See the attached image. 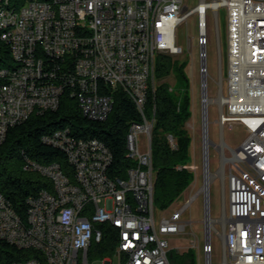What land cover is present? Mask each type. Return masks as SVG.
<instances>
[{
    "label": "built area",
    "instance_id": "1",
    "mask_svg": "<svg viewBox=\"0 0 264 264\" xmlns=\"http://www.w3.org/2000/svg\"><path fill=\"white\" fill-rule=\"evenodd\" d=\"M184 7L183 0H25L17 7L10 0L0 1V39L12 55L10 64L0 66V143L11 126L35 110L58 108L65 88L78 98L83 113L95 120H105L113 108V98L103 86L122 88L142 118L132 122L127 133V155L135 164L125 177L110 174L113 153L98 138H82L68 128L43 137L65 151L72 171L58 162L29 161L25 169L47 177L52 190L29 196L25 217L0 191V239L23 251L22 259L3 264H93L88 251L92 241L103 239V224L115 226L118 233L112 255L100 258L102 264H115V258L117 264H173L171 240L192 225L182 215L201 192L206 202L205 232L203 240L197 243L196 239L192 245L198 264H264V0H200L192 8ZM222 8L225 81H216L218 94L211 97L208 13L212 12L217 26L222 74ZM194 15L205 181L185 205L160 216L154 203L155 118L146 116V104L155 89L157 55L183 53L176 41L177 28ZM213 102L219 109V142L209 131ZM239 125L246 137L233 147L224 130ZM168 139L175 148V138L169 134ZM212 146L220 152L215 172ZM195 162L188 164L194 174ZM217 176L224 186L225 203L222 216L214 218L210 186ZM220 219L223 225L218 229L215 222ZM214 233L222 242L219 262L214 260ZM27 250L34 255L27 257Z\"/></svg>",
    "mask_w": 264,
    "mask_h": 264
},
{
    "label": "trees",
    "instance_id": "2",
    "mask_svg": "<svg viewBox=\"0 0 264 264\" xmlns=\"http://www.w3.org/2000/svg\"><path fill=\"white\" fill-rule=\"evenodd\" d=\"M10 2L17 7L25 0ZM11 62L10 47L0 39V66ZM186 64V61L177 64L167 53L158 54L155 89H151L146 104V116L149 119L155 118L152 129V155L156 173L154 203L159 211L172 206L194 179V173L188 167L192 136L186 125L192 116V100ZM173 71L182 82L180 86L172 87L168 81ZM103 91L113 98L112 111L105 120L86 116L78 98L65 88L58 108L35 110L29 118L9 128L5 140L0 143V191L22 217L26 216L29 196L37 194L41 189L52 190V183L47 177L38 171L25 169L29 161L40 164L58 162L64 170L72 171L65 151L43 139L58 129L68 128L76 136L98 138L104 142L113 153L110 168L112 176L125 177L128 169L134 166L135 161L127 155L126 139L130 124L142 119L140 112L122 88L105 85ZM169 134L176 140L175 148L169 142ZM179 165L184 167L179 169ZM102 228L103 239L92 241L89 247L90 259L110 256L116 247L118 229L111 224H103ZM21 252L14 245L0 239V264L22 259ZM33 252L27 250L24 254L29 257L34 255ZM169 257L173 264H197L194 248L184 252L173 248Z\"/></svg>",
    "mask_w": 264,
    "mask_h": 264
},
{
    "label": "rangeland",
    "instance_id": "3",
    "mask_svg": "<svg viewBox=\"0 0 264 264\" xmlns=\"http://www.w3.org/2000/svg\"><path fill=\"white\" fill-rule=\"evenodd\" d=\"M200 0H183V4L192 8L199 3ZM197 16H191L188 20L181 23L177 28L176 41L177 44L182 47L183 53L178 55H171L177 64L186 61V74L189 78V90L191 94V108L192 116L187 123V128L190 130L192 136V143L190 147L191 161L190 163H196V172L191 184L185 189L181 197L177 199L172 206L166 210H160L159 215L169 216L173 211L178 210L185 205L188 200L198 193L199 189L204 185L205 175L203 170L202 159V136L201 130L203 127L202 118V88H201V75L199 72L200 67V50L197 42ZM219 26L221 34V44L223 53V73H220L219 58H218V38H217V26L211 11L208 13V69H209V95L216 97L218 94V85L216 81L220 78V82L224 84L225 72H226V23H225V9L220 10ZM168 81L173 86H180L182 82L178 80L176 73L173 71ZM219 109L218 104L213 102L209 105V131L210 136L215 142L221 140V126L218 121ZM194 126V129L192 128ZM225 140L233 147L238 146L246 137V131L242 126H236L234 129H230L228 126L224 130ZM142 138V136L140 137ZM228 153L230 151L228 150ZM211 158V170L215 172L219 168L220 152L215 148H210ZM210 209L211 216L219 218L224 211L225 192L222 180L219 176L213 178L210 186ZM205 217H206V202L205 196L201 192L190 203L187 210L182 215V220L192 221V225H188L186 230L177 236H174L171 240L173 247L179 252H184L188 248H194L193 242L199 243L202 241L205 232ZM208 223V221L206 222ZM217 228L220 229L223 225V221L220 219L215 222ZM213 246H214V260L216 262L222 259V242L220 237L213 234ZM196 254L197 250L195 249ZM114 263H118V259L115 258ZM93 264H102L101 259H94ZM198 264V261H197Z\"/></svg>",
    "mask_w": 264,
    "mask_h": 264
},
{
    "label": "water",
    "instance_id": "4",
    "mask_svg": "<svg viewBox=\"0 0 264 264\" xmlns=\"http://www.w3.org/2000/svg\"><path fill=\"white\" fill-rule=\"evenodd\" d=\"M1 1V0H0ZM187 7L185 6L184 9H186Z\"/></svg>",
    "mask_w": 264,
    "mask_h": 264
}]
</instances>
